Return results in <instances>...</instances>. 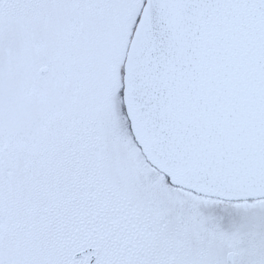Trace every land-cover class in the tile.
<instances>
[{
  "label": "snow or ice",
  "instance_id": "6c2138e0",
  "mask_svg": "<svg viewBox=\"0 0 264 264\" xmlns=\"http://www.w3.org/2000/svg\"><path fill=\"white\" fill-rule=\"evenodd\" d=\"M0 264H264V0H0Z\"/></svg>",
  "mask_w": 264,
  "mask_h": 264
}]
</instances>
